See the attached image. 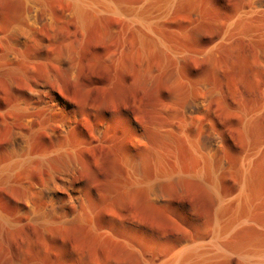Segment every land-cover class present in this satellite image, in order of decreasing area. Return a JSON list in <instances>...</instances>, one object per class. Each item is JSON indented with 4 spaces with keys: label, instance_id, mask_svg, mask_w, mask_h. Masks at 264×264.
<instances>
[{
    "label": "bare ground",
    "instance_id": "obj_1",
    "mask_svg": "<svg viewBox=\"0 0 264 264\" xmlns=\"http://www.w3.org/2000/svg\"><path fill=\"white\" fill-rule=\"evenodd\" d=\"M52 1L0 0V188L13 191V194L17 192L14 196L17 216L27 215L29 220L46 225L54 217L61 224L78 222L84 225L88 188L80 178L83 159L79 158V147L84 144L82 140L88 137L84 138L80 128L86 113L61 88L65 79L75 76L79 59L78 45H75L72 36L82 34L94 20H117L120 22L118 31L121 28L124 33L121 32L123 38L118 35L123 42L121 48L126 50L127 42L135 44L140 53L138 63L141 71L146 68L150 51L155 53L157 50L171 61L173 68L170 75L173 78L189 58L188 51L192 50L182 45L178 32L177 37L174 36L176 33L169 30L168 22L172 23L170 18L181 13L188 14L189 23L190 20L199 22L204 4L202 0H57L63 9L55 12L51 7ZM234 3V7L223 11L222 20L218 18L222 21V28L211 46L209 44L210 47L202 51L205 56L215 54V49H223L234 41L264 43V0H234ZM70 25H74V29H70ZM112 30L111 34H118V31ZM231 47L227 48L233 49ZM259 47L262 48L261 45ZM195 50L197 54L200 48ZM194 53L191 52V55ZM199 53L202 56L201 50ZM259 53V67L262 65L264 69V50L259 49ZM198 97L189 98L183 111L184 121L192 120L198 128V138L192 141V145L195 143L193 146H196V149L193 148L196 152L193 164L180 166L178 162L171 164L173 162L165 160L171 166L164 165L166 167L151 178H146L142 170V160L147 151L144 152L140 146L148 145V141L145 144L146 130L136 127L134 114L128 112L122 118L130 133V146H127L123 162L130 187L134 191L139 190L135 195L143 194L146 205L149 201L164 204L167 201L163 188L165 184L183 191L185 183L194 181L211 199L210 241H198L185 234L159 264H264V179H259V173L257 175V163L261 158L257 154L264 148L261 143L264 139H259L258 143V137V142L253 138L257 144L250 147L252 135L248 125L251 123L243 121L247 150L235 164L231 163L226 157L223 137L213 131L209 123L211 120L207 118V98ZM98 116L89 133L95 141L106 135L110 121L106 115ZM226 179L233 180L232 184L223 183ZM6 215L0 210V237L9 231L11 233V228H16L19 223L13 216ZM89 225V229L95 232L91 234V241H105L106 231L99 234L94 231L95 224L90 222ZM107 232L110 237L109 229Z\"/></svg>",
    "mask_w": 264,
    "mask_h": 264
},
{
    "label": "rangeland",
    "instance_id": "obj_2",
    "mask_svg": "<svg viewBox=\"0 0 264 264\" xmlns=\"http://www.w3.org/2000/svg\"><path fill=\"white\" fill-rule=\"evenodd\" d=\"M201 3L204 5L198 20L200 23L194 21V24L191 20L189 23L186 13L176 14L169 20L172 23L168 22L171 27L169 30L173 34L175 32L176 37L178 32L179 37H182L179 41L187 46V50L190 48L192 53L199 48L202 53L211 46L222 28L221 16L234 7L236 1L202 0ZM51 7L55 12L63 9L57 0L51 2ZM218 21L220 25H217ZM119 23L111 18L94 20L82 34L74 35L78 44L72 36L75 45H78L79 59L75 76L65 79L61 84V88L86 113L80 128L85 134L84 138L88 137L82 140L84 144L79 147V158L83 159L80 178L88 188L84 215L89 222L85 217L84 225L78 222L61 224L55 217L47 225L33 219L30 221L27 215H15L14 196L17 192L13 194V191L0 188L1 212L19 221L16 228H11V233L9 231L0 237V264H159L169 256L185 234L198 241H210L211 199L197 182L188 181L190 183H185L183 191L166 187L165 184L163 188L167 201L164 204L149 201L146 205L143 194L135 195L139 190L134 191L130 187L123 162L127 146H130V133L122 121L128 112L135 115L136 127L146 130L145 144L148 141V145L140 146L144 152L147 151L142 160L146 178L154 177L155 173L171 162H178L180 166L193 164L196 146H193L195 143L192 145V141L198 138V128L192 120L186 123L183 118L186 102L192 97L207 98V118L211 120L209 123L213 131L223 137L226 157L231 163L237 162L248 145L243 135V121L251 123L248 125L252 135L251 145L264 139V69L262 65L259 67L258 56L259 49L264 50L263 42L258 45L249 41H234V46L217 48L215 54L208 53V56L204 53L201 56L200 50H195V55L188 51L191 56H187V61L182 63L176 77L172 78L171 61L166 60L157 50L155 53L150 51L146 68L141 71L138 63L140 53L135 44L127 42L124 44L126 50L121 48L124 36L121 28L119 31L117 29ZM112 27L118 34H111ZM69 28L74 29V25ZM118 35H122V38ZM98 115H106L110 121L106 135H103L105 138L102 136V139L95 141L89 133ZM261 143L264 146V140ZM251 145L252 148L255 146ZM257 155L261 157L257 163L259 169L256 167L259 170L257 175L259 173V179L262 180L264 148ZM165 160L171 162L166 163ZM232 181L226 179L223 183L232 184ZM54 219L59 223L53 222ZM90 222L91 225L95 224L94 231L99 234L106 231L107 239L103 238L104 234L101 237L106 242L100 239L97 232L101 242H92L91 234L95 232L89 229ZM35 256L38 259L44 258V262L40 259L37 263Z\"/></svg>",
    "mask_w": 264,
    "mask_h": 264
}]
</instances>
